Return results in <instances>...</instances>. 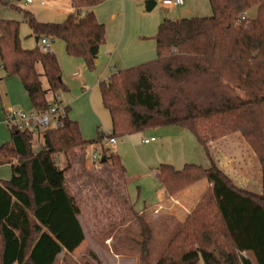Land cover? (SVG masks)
Masks as SVG:
<instances>
[{
    "label": "trees",
    "instance_id": "obj_1",
    "mask_svg": "<svg viewBox=\"0 0 264 264\" xmlns=\"http://www.w3.org/2000/svg\"><path fill=\"white\" fill-rule=\"evenodd\" d=\"M106 1L72 0L73 12L61 24L41 23L32 13L15 10L23 13L33 35L62 40L69 56L93 70L106 44V28L94 8ZM209 2V17L164 20L155 37L157 59L101 82L102 102L111 116V137L175 126L188 130L211 161L208 168L158 167L159 184L171 196L201 181L210 187L157 264H264V0ZM0 4L9 5L5 0ZM245 12L248 18L240 21ZM0 67V81L20 79L37 112L48 111L66 89L57 56L39 47L23 49L20 23L1 17ZM67 112L63 126L42 133L37 153L32 132L11 130V142L0 148V166L12 170L10 180L0 181V264H56L63 252H75L85 233L81 202L71 188L78 191L84 184L102 186L122 208L120 225L128 220L137 224L141 264H152L153 233L130 200L121 157L104 148L108 136L101 131L95 140L84 139ZM234 133L257 157L260 194L237 187L209 156L207 143ZM94 146L101 154L97 174L86 166ZM71 171L75 176L68 178Z\"/></svg>",
    "mask_w": 264,
    "mask_h": 264
},
{
    "label": "rangeland",
    "instance_id": "obj_2",
    "mask_svg": "<svg viewBox=\"0 0 264 264\" xmlns=\"http://www.w3.org/2000/svg\"><path fill=\"white\" fill-rule=\"evenodd\" d=\"M5 1L9 5L14 2V0ZM16 4L22 5L25 9L23 11L26 12L30 11V7L38 12L43 10L38 4L27 6L23 5L22 2H16ZM2 6L0 4L1 18L15 15L16 18L13 19H16L20 23L22 48L32 50L36 49L37 46L41 47V44H36L35 37L24 19L23 13H20L18 10L16 11L19 13L13 11L16 7L10 10L4 9ZM250 17H256L255 10L250 12ZM50 45L52 50L58 51L57 49H59V53H61L55 52L61 65L62 81L66 89L58 93L59 99L65 104L69 103L72 106L71 117L78 118L84 125L83 135L86 137L91 136L90 138H92V136L96 135V127L99 123L90 105L88 108L84 104L85 100L78 99L82 93V85L81 79L76 77L75 73H85L87 84L90 88H94L98 86L99 78L104 82L114 72L107 65L98 67L97 63H95L93 70H89L84 61H82L83 63L81 62L83 68L81 70L76 69L77 64L75 65L74 60L76 58L68 55L66 45L62 40H51ZM7 79L10 82L17 81L22 85L20 79L17 77ZM2 82H0V113L3 108L7 110L14 107V104H12L13 100L7 94L9 90L13 91L15 86L13 83ZM97 98H99V95L93 97V104L98 103L99 99L97 100ZM31 109L29 106V109L21 108L20 110L28 111ZM103 110L108 115L107 110L105 108ZM151 138H155L156 141L151 144L143 143V140ZM222 139L225 140L222 141ZM42 143V136L35 134L33 151L36 153L40 151ZM104 148L109 149L110 154H115L114 149H116L117 154L121 157L127 171L128 191L137 211H141L147 205L154 204L157 191L160 187L155 173L161 164L173 165L177 170L184 169L188 164H196L203 167H206L207 164L206 160L203 159L205 156L204 151L197 139L188 130L175 126L146 129L140 133L117 139L115 148L106 145ZM206 148L211 159L216 160L222 168H226V172L229 173L232 181L236 182L239 186L246 187V181H243L244 179L238 174L237 165L243 171L249 172L250 182H252V178H257L256 170L260 169L257 157L239 133L209 142L206 144ZM60 160H63V156L60 157ZM86 166L92 171L95 170L96 174L99 172V169H96L99 166L95 167L88 155ZM74 176L73 171L68 172V178ZM83 183V180L77 181L76 187H80ZM255 186L253 185V189L257 190L258 186L257 188ZM71 191H74V194L78 196V200L81 202L82 214L80 222L85 233V241L75 252L71 254L63 252L58 257L56 264H141L139 242L142 238L140 236V228L132 220L125 221L121 225L119 224L125 219V215L121 213L122 208L118 204L116 205L115 201L111 198L107 197L106 192L102 191V186L84 184L77 191L74 185ZM162 220L167 222V219L163 218ZM165 222L163 224L161 221V224L164 226L160 228L154 225L155 222L151 224V222L147 221L153 233L150 245L152 264H157L165 253L170 239L181 228L179 227L177 231L171 232L172 230L167 227L168 224ZM114 226L115 228L112 229L111 227ZM246 257L252 259L250 255H246ZM199 264L204 263L200 260Z\"/></svg>",
    "mask_w": 264,
    "mask_h": 264
},
{
    "label": "crops",
    "instance_id": "obj_3",
    "mask_svg": "<svg viewBox=\"0 0 264 264\" xmlns=\"http://www.w3.org/2000/svg\"><path fill=\"white\" fill-rule=\"evenodd\" d=\"M148 1L149 0H108L94 8V14L97 21L100 24H103L106 28V44L101 48L99 57L96 60L98 67H104L105 65H107V67L113 70L114 75L119 71L152 62L157 59L155 37L157 35L160 24L164 20L177 21L182 19L209 17L212 15V9L209 0H185L184 4L179 7L165 6L156 0L157 5L151 12H148L146 10V3ZM16 2H22L25 6L38 4L40 7H42L43 10L40 12L33 10L32 7L29 8L30 11H27L32 13L34 17L41 23L61 24L73 12L72 0H34V2L32 3H26V0H14V2L10 3L9 6L3 5L2 7L4 9L10 10L14 9V7L25 10L22 5H17ZM13 11L19 13L16 10ZM13 18H16V16L12 15L8 18L2 19L8 21H17ZM34 37L36 41L37 37L35 35ZM36 44H41L40 39L38 43L36 42ZM39 48L44 51L51 52L56 56L57 54L55 52L61 54L59 53V49H57L58 51L52 50L51 45L49 46V48H45L41 44V47ZM74 60L75 65L77 64L76 69L81 70L83 68L82 60ZM75 75L76 77L81 79L82 85V93L80 94L78 99L85 100L84 104H86V107L89 108L90 105L91 110L96 115L94 116L95 118H97V121L99 123V125H97L96 127V135L92 136V138H90L91 136L86 137L85 135H83L84 125L78 120V118L71 117L72 106L69 103L65 104L63 101H61L59 99V95L58 102L65 105L69 109V118L79 123L84 139L95 140L99 131L104 134L111 133V116L108 111L107 115L103 110L104 106L99 87L102 80L99 78L98 86L90 88L86 82L87 76L85 73L83 74V72H80L75 73ZM3 77L4 73L0 69V79H2ZM110 77L106 81H108ZM3 80L5 81V83H13L15 87L13 91L9 90L7 94V96H9L11 100H13L12 104H14V107L7 110L3 108L2 112L0 113V148L4 144L10 143L12 140V132L4 122L5 115L10 111L20 110L21 108L29 109V106L32 108L31 110H33V106L28 98V95L26 94L24 88H22L23 86L20 85V83L17 81L10 82V80L7 78ZM3 80H1L0 82H2ZM4 81L2 83H4ZM98 95V103L93 104V97ZM224 140L225 139H222V141ZM93 148L96 149L97 147L94 146ZM114 151L117 154L116 149H114ZM203 159L206 160V168L210 167L211 161L207 158L206 155L203 157ZM213 163L228 177H231L229 176V173L226 172V168H222L216 160H213ZM256 171L257 178H252V182H250L248 176L249 172L243 171V169L238 168L237 165V172L240 177L244 179L243 181H246V187L239 186L238 184H236V182L234 183L237 185V187L243 190L260 194L262 191V179L260 175L261 172L259 168ZM155 175L157 176V172L155 173ZM11 177V166H0V181H8L11 179ZM253 185H256V188L258 186L257 190L253 189ZM209 187L210 184L207 181H201L193 186H190L180 194L171 196L160 186L157 191L154 204H150L149 206L147 205L138 212L140 214H143L149 223L151 222L152 224V222H155L154 225L160 228L164 226L163 224L165 222L162 219H167V222L165 223L168 224L167 227L172 230L171 232H174L175 230L177 231L179 227H182L187 217L197 206L201 197ZM161 221L163 224H161Z\"/></svg>",
    "mask_w": 264,
    "mask_h": 264
},
{
    "label": "built area",
    "instance_id": "obj_4",
    "mask_svg": "<svg viewBox=\"0 0 264 264\" xmlns=\"http://www.w3.org/2000/svg\"><path fill=\"white\" fill-rule=\"evenodd\" d=\"M165 6L179 7L184 4L185 0H157ZM34 0H26V3H32ZM248 18V13L245 12L240 16V21H245ZM41 44L45 48H49L51 44V39L48 37H43L40 40ZM2 70V67H0ZM68 118L67 107L60 102L55 103L46 112H37L35 110L22 111L15 110L8 112L4 117V122L10 130H16L19 132H32L38 135H42L43 132L59 128L63 126V122ZM108 138L105 141V145L108 147L115 148L117 144V139L111 137V133H106ZM155 138L143 140L144 144H151L155 142ZM91 163L98 167L101 161L100 152L94 148L87 153Z\"/></svg>",
    "mask_w": 264,
    "mask_h": 264
},
{
    "label": "water",
    "instance_id": "obj_5",
    "mask_svg": "<svg viewBox=\"0 0 264 264\" xmlns=\"http://www.w3.org/2000/svg\"><path fill=\"white\" fill-rule=\"evenodd\" d=\"M157 5V2H156V0H149L147 3H146V10L148 11V12H151L153 9H154V7ZM36 42L38 43L39 42V38L37 37L36 38ZM105 161V158H102V162H104Z\"/></svg>",
    "mask_w": 264,
    "mask_h": 264
}]
</instances>
